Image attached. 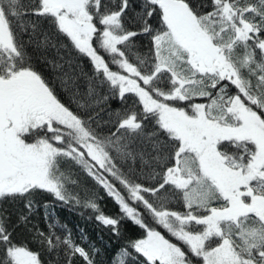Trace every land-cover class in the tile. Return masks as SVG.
<instances>
[{
	"label": "snow or ice",
	"instance_id": "obj_1",
	"mask_svg": "<svg viewBox=\"0 0 264 264\" xmlns=\"http://www.w3.org/2000/svg\"><path fill=\"white\" fill-rule=\"evenodd\" d=\"M57 205L138 226L112 264H264V0H0V264H102Z\"/></svg>",
	"mask_w": 264,
	"mask_h": 264
},
{
	"label": "trees",
	"instance_id": "obj_2",
	"mask_svg": "<svg viewBox=\"0 0 264 264\" xmlns=\"http://www.w3.org/2000/svg\"><path fill=\"white\" fill-rule=\"evenodd\" d=\"M84 67L86 70L88 69L86 61L84 63ZM111 107L119 108V101H113ZM101 195L103 194L101 193ZM101 207L108 215H114L116 212V205L107 197H105L101 202ZM9 210H12L11 207ZM42 212V208L38 209L36 219L37 222L40 223V226L44 227L41 217ZM55 214L60 223L68 225L74 236L79 235L80 229L87 234L89 241L101 250V254L98 259L102 261V264H112V261L116 258V254L119 250L126 246L130 239L137 238L141 231L138 226L129 221L122 225L121 236L116 237L99 226L94 219H90L89 217L92 216V212L86 208L77 207L75 209H69L57 205L55 208Z\"/></svg>",
	"mask_w": 264,
	"mask_h": 264
}]
</instances>
